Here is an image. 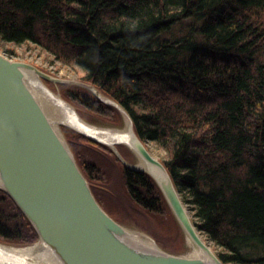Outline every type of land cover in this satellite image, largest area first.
Masks as SVG:
<instances>
[{
  "label": "trees",
  "instance_id": "trees-1",
  "mask_svg": "<svg viewBox=\"0 0 264 264\" xmlns=\"http://www.w3.org/2000/svg\"><path fill=\"white\" fill-rule=\"evenodd\" d=\"M6 46H32L79 70L81 83L116 103L136 137L164 154L219 260L264 264V0H0V52L12 58ZM58 87L80 118L123 122L88 89ZM65 138L96 203L116 221L92 186L103 176L97 150L112 152L72 131ZM122 170L142 215L174 219L149 175ZM37 240L0 190V242Z\"/></svg>",
  "mask_w": 264,
  "mask_h": 264
},
{
  "label": "water",
  "instance_id": "water-1",
  "mask_svg": "<svg viewBox=\"0 0 264 264\" xmlns=\"http://www.w3.org/2000/svg\"><path fill=\"white\" fill-rule=\"evenodd\" d=\"M30 75L50 94L53 93L44 81L75 83L0 53V190L19 208L37 233L38 241L60 264H223L208 242L202 240L165 166L136 137L128 117V144L145 166V170H138L154 181L183 233L203 257L190 259L161 249L149 250L105 213L96 203L64 137L55 131L29 90ZM93 92L123 113L117 104L105 102L94 89ZM78 133L113 149L106 142ZM123 164L127 170L138 171Z\"/></svg>",
  "mask_w": 264,
  "mask_h": 264
},
{
  "label": "rangeland",
  "instance_id": "rangeland-1",
  "mask_svg": "<svg viewBox=\"0 0 264 264\" xmlns=\"http://www.w3.org/2000/svg\"><path fill=\"white\" fill-rule=\"evenodd\" d=\"M6 47L12 50L14 54L12 58H8L6 56L8 59L29 63L33 65L34 67H36L38 70L52 77L59 78V79L61 78L62 80L75 82L70 85L79 84L78 86H80L81 88L89 87V85L81 83L78 80L82 76V73L79 70L71 68V67L65 68L63 66H59L56 63V61H54V59L50 58V56L48 57L46 53L42 52L41 50L35 47H32V46H20V47L6 46ZM0 53L5 55L3 52H0ZM44 83L49 89H51V91L54 94L61 97L59 87H58V85L60 84H53V83H49L45 81ZM86 89L91 91L92 94H95V92H93V89L92 90L89 88H86ZM111 102L114 103L113 101ZM107 105H110V104H107ZM119 113L123 117V122L119 126H116V125L112 126V125H107V124L104 125L101 123L92 124L93 122H91V120L89 119V116H84L83 119L88 124L94 125L100 128L122 130L125 125L124 117L127 118V115L125 114L124 111L123 113L119 111ZM59 131L64 137L65 139L64 141L67 140L65 138V133L69 134V132L72 131V133L79 134L78 132L66 126H61ZM66 143L68 144L67 141ZM99 145L104 146L102 144H99ZM105 148L110 149L113 155H111L110 153H109L110 155H107L105 152H103L104 154H102L99 150H97L96 152V154L100 155L98 157L101 158L100 160L102 163L100 166L96 165V168L100 170V167H101V171L103 172V176H101V178L99 176V181L92 182L93 183L92 186L95 190L94 192H95L96 198L99 199L103 203V205H105L106 209L108 210L109 208L112 209L117 217L116 222L122 225L124 228H126L130 232H136L139 234L142 233L143 235L149 237L150 239H153V242H155L154 244L159 249H161L163 252H166L172 255H178V256L186 255L188 251L186 247V241L184 240L185 236H184V233L181 227L179 226V224L177 223L173 215L172 217L174 219H172L169 215L167 216L166 214H162V215L161 214H157V215H154V214L145 215L144 214L142 215V212L139 209H137V207H135L129 201L130 199L125 191L126 189H125L124 181L122 177V172H123L122 169L127 168L123 164V162L131 166L136 165L137 159L135 155L131 152V150L127 149L126 146L124 145H118L115 149H111L107 146ZM146 148H148L149 152L159 161L163 159L164 154L160 152L159 150H157L153 145L150 144ZM117 154L118 156H120L123 162L119 160ZM178 236L179 238L177 239ZM202 240H205L204 237ZM38 242L39 241L37 240L35 243L26 245V246L7 245L2 242L0 243L7 245V246H11V247L12 246L13 247H27V246L36 245ZM208 245L212 250L213 249L212 246L209 243Z\"/></svg>",
  "mask_w": 264,
  "mask_h": 264
},
{
  "label": "bare ground",
  "instance_id": "bare-ground-1",
  "mask_svg": "<svg viewBox=\"0 0 264 264\" xmlns=\"http://www.w3.org/2000/svg\"><path fill=\"white\" fill-rule=\"evenodd\" d=\"M28 85L31 93L34 95L40 104L42 111L45 113L48 121L51 122L55 131L60 132L61 126L69 127L77 132L86 136L92 137L102 143L108 144L113 149L121 142L127 149L131 150L129 146V121L124 117V127L122 130H113L107 128H100L90 125L82 120L75 109L70 106L66 101L61 99L60 96L50 94L42 90L41 84L32 75L28 76ZM45 84V83H44ZM102 100L109 102L110 100L102 97ZM108 100V101H107ZM69 106H68V105ZM75 111V112H74ZM124 115V114H123ZM125 116V115H124ZM61 133V132H60ZM133 153V151H131ZM134 154V153H133ZM135 155V154H134ZM137 162L133 167L137 170H145V166L140 159L135 155ZM131 166V165H130ZM148 175V174H147ZM90 187V186H89ZM132 239L138 241V244L149 250H160L153 242V239L143 235L142 233L132 232ZM185 236V234H184ZM187 253L184 255L186 258L198 259L202 258V253L197 250L191 240L185 236ZM0 264H60L51 251L46 248L42 243L38 242L36 245L27 247H11L0 243Z\"/></svg>",
  "mask_w": 264,
  "mask_h": 264
}]
</instances>
